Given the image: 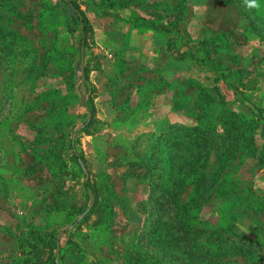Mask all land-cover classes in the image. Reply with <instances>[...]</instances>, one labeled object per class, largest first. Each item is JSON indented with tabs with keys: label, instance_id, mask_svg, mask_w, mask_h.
<instances>
[{
	"label": "rangeland",
	"instance_id": "obj_1",
	"mask_svg": "<svg viewBox=\"0 0 264 264\" xmlns=\"http://www.w3.org/2000/svg\"><path fill=\"white\" fill-rule=\"evenodd\" d=\"M70 1L81 24L56 0H0V167L6 155L15 165L0 175V264L29 263L34 247L29 260L40 264L50 247L33 237L49 234L60 237L57 264H135L139 233L148 241L170 219L235 215L232 232L264 245V168L246 142V119L260 124L257 147L264 132V0L252 9L244 0ZM132 27L153 44H133ZM209 82L235 111L229 131L200 128L221 106ZM158 93L169 98L168 121L137 129ZM187 164L198 171H181ZM85 180L99 198L82 220ZM169 248L158 264H185Z\"/></svg>",
	"mask_w": 264,
	"mask_h": 264
},
{
	"label": "trees",
	"instance_id": "obj_2",
	"mask_svg": "<svg viewBox=\"0 0 264 264\" xmlns=\"http://www.w3.org/2000/svg\"><path fill=\"white\" fill-rule=\"evenodd\" d=\"M56 2L59 4L62 3L68 16H70L74 20H77L81 24L83 17L75 3L70 0H56ZM134 17L138 18L136 15H134ZM78 29L80 31L81 41H83L85 29L83 26H78ZM187 63L189 64V62ZM211 88L215 89L217 96L221 99L219 101V105L221 106L218 107L219 110L213 117H207L204 118V120L197 119L199 121L198 123L200 125L202 124L203 126L200 128L203 130H208V127L211 126V123H216L217 125H219L220 129L229 131L230 119L235 111L234 109L230 110L229 108L222 105L226 104V101H224L223 94H219L217 90L218 86L213 85ZM200 89L206 91L204 87H200ZM209 97L214 99L211 96ZM220 107L222 108L220 109ZM251 108H254V104H251ZM86 109L88 113L91 114V111L88 110L87 106ZM252 117H254L253 114ZM251 119L253 120V122L255 121L253 118ZM246 122L248 131L246 142H248L249 144L248 155L255 159V165H257L259 168H264V132L260 133L262 140L260 146L257 147L254 143L252 133L254 132V127H256V129L261 128L259 126L260 124H254L252 123V121L247 119ZM198 123L197 125H199ZM253 124L254 126L251 128ZM70 150V155L75 159L77 165L81 168V164L79 163L74 150L72 148ZM206 154L207 150H205L203 156H205ZM219 158L221 159V156H219ZM198 167L199 165L191 166V164H187L186 166L183 165L181 167V171H188V174L190 175L197 172ZM82 185L86 191L88 200H90V198L92 197L90 206L82 216V220H87L91 213L97 212L96 209L97 200L99 198V191L94 190L93 188H89L87 185V180H85ZM229 189H231V187ZM192 207L193 206L189 204L187 206L188 209H191ZM231 209L232 208L230 207L228 208L229 211H231ZM108 214H110V211L108 212ZM234 216L235 215L230 216L224 223L217 222L215 224L210 220L201 218H185L182 219L181 222H179L178 220L176 222L174 219L160 222V229L162 230H159V228L157 229V226H155L152 231H146V234H151V237H149L150 239H148V241L146 240L143 242V238L145 239L146 236L143 235V232L139 233V235H142V237H140V239L138 238L136 244H133V248L135 249V251L133 252L134 256L132 257L133 262L135 264H158V262L162 261V255L165 256L166 254H168L167 256H169L170 258L172 257L171 249L169 248L172 244L178 249L177 251L179 252V254L183 255L186 258L185 264H264V245L253 242L252 240L247 239L239 233L235 234L234 232H232L234 230L232 224ZM101 219L102 218H97L93 222V224L95 225L98 222H101ZM157 223L158 221H156V224ZM228 232H232V238H230V236L226 234ZM49 236L50 234L47 236V242L39 240L36 236L33 237L34 241H40L42 246L48 245L50 247V251L45 257V260L40 264H57L54 259V250H56V237L50 236L49 238ZM198 236H200V238ZM59 238L60 237L57 238V248L59 247ZM148 243L153 245V247L160 244V247H155L160 249L153 250L151 254H148L147 252L141 253V246L147 245ZM31 246L34 245L31 244ZM34 248L33 250H29L30 252L26 253L27 256L25 257L27 258H25V260L29 261V263L23 262V264H33V262H30L29 258L34 256ZM240 259H242L244 263L240 262ZM167 260L169 261V259Z\"/></svg>",
	"mask_w": 264,
	"mask_h": 264
},
{
	"label": "crops",
	"instance_id": "obj_3",
	"mask_svg": "<svg viewBox=\"0 0 264 264\" xmlns=\"http://www.w3.org/2000/svg\"><path fill=\"white\" fill-rule=\"evenodd\" d=\"M131 42L133 44H136V45H143L144 49L149 48V45L153 44L152 36L148 37L147 35H145L143 33H140L139 29L135 28V27H132V30H131ZM150 49H151V47H150ZM154 49H157V48H154ZM152 51L150 53H153ZM154 51H156V50H154ZM159 51H161V53H160V55L155 57V59H156L155 64L160 66V67H164L167 59H166V57L163 58V53H162L163 49H162V47H160ZM222 83H224V81ZM205 85L208 86V87H212L213 85L218 86L217 83H212V82H209V85L208 84H205ZM149 109L153 110L152 114H154L155 112L157 113V112H162V111L166 110V115H165L164 118H161V119H159L157 121L156 120L153 121L152 117L150 118V116H152V114L151 115H147V119H145L146 117H141L136 122L137 129H145L147 127L146 124H148V122H150L151 125H152L153 122L154 123H162L164 121L167 122L168 121L167 115L169 113V110L171 109V106L169 105V98H167L166 94H164V96H163L162 93H158L156 95V97L154 98V100L150 101ZM7 156H9V157L7 158ZM11 159L13 160L12 155H6L4 157L2 163H1L0 175L5 177V178L11 177L14 174V172H15V165H13L12 167L11 166H7V163Z\"/></svg>",
	"mask_w": 264,
	"mask_h": 264
},
{
	"label": "water",
	"instance_id": "obj_4",
	"mask_svg": "<svg viewBox=\"0 0 264 264\" xmlns=\"http://www.w3.org/2000/svg\"><path fill=\"white\" fill-rule=\"evenodd\" d=\"M79 91H80L81 94L84 93V86H83V67H82V61H81V59H80V84H79ZM91 201H90V204H91ZM90 204L88 205V207L90 206ZM56 237H58V234H57ZM56 249H57V242H56ZM56 257H55V261H56Z\"/></svg>",
	"mask_w": 264,
	"mask_h": 264
},
{
	"label": "clouds",
	"instance_id": "obj_5",
	"mask_svg": "<svg viewBox=\"0 0 264 264\" xmlns=\"http://www.w3.org/2000/svg\"><path fill=\"white\" fill-rule=\"evenodd\" d=\"M244 2H245V6L248 9L258 8L259 7L258 0H244Z\"/></svg>",
	"mask_w": 264,
	"mask_h": 264
}]
</instances>
